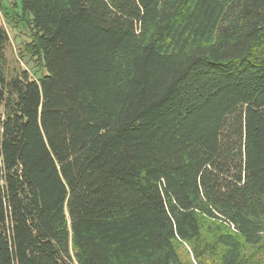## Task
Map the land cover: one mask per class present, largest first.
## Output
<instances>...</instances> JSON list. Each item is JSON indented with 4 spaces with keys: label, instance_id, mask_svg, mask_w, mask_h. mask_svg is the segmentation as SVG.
<instances>
[{
    "label": "trees",
    "instance_id": "trees-1",
    "mask_svg": "<svg viewBox=\"0 0 264 264\" xmlns=\"http://www.w3.org/2000/svg\"><path fill=\"white\" fill-rule=\"evenodd\" d=\"M19 3L45 72L0 25V264H263L264 0Z\"/></svg>",
    "mask_w": 264,
    "mask_h": 264
},
{
    "label": "rangeland",
    "instance_id": "rangeland-1",
    "mask_svg": "<svg viewBox=\"0 0 264 264\" xmlns=\"http://www.w3.org/2000/svg\"><path fill=\"white\" fill-rule=\"evenodd\" d=\"M29 16L22 14L19 0H0V25L8 35V42L5 44V72L7 76H13L21 69L27 70L35 77L44 73L43 68L38 67L35 60L28 57L23 52V46L30 40L31 28L28 22ZM34 60V61H33ZM215 226L211 220H205L203 224V239L212 241V230ZM259 244L243 243L245 253H254L264 261V231ZM242 239V238H241ZM179 258L184 264H197L193 256L192 246L188 243H180L176 247ZM223 248L219 247L215 255H208V263L219 264V252ZM71 253H74V248L70 245ZM257 253V254H256ZM264 264V262H263Z\"/></svg>",
    "mask_w": 264,
    "mask_h": 264
}]
</instances>
